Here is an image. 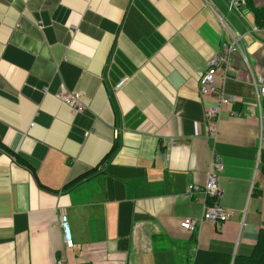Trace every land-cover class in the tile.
Wrapping results in <instances>:
<instances>
[{"label": "crops", "instance_id": "1", "mask_svg": "<svg viewBox=\"0 0 264 264\" xmlns=\"http://www.w3.org/2000/svg\"><path fill=\"white\" fill-rule=\"evenodd\" d=\"M0 0V264H194L248 258L264 232V0ZM258 21V22H257ZM233 101L215 143L197 91L220 44ZM123 81L119 89L115 86ZM60 90L84 110L64 105ZM234 216L193 233L212 154ZM65 214L72 247L65 248Z\"/></svg>", "mask_w": 264, "mask_h": 264}, {"label": "built area", "instance_id": "2", "mask_svg": "<svg viewBox=\"0 0 264 264\" xmlns=\"http://www.w3.org/2000/svg\"><path fill=\"white\" fill-rule=\"evenodd\" d=\"M245 5V0H228V12L235 11ZM239 50L235 41H225L220 44L219 52L214 54L208 61L206 69L199 75L197 80V91L201 97H212L216 104L207 107L203 114L204 138L215 143L218 133L219 113L222 108L233 101L232 97L224 96L223 90L214 85L216 78L223 84L228 78V72L233 71L231 66V56ZM124 82H119L115 89H119ZM256 101L258 105L264 100V84L255 88ZM59 98L61 102L70 108L74 113L84 110L83 100L76 94L60 90ZM223 171V164L218 156L212 154L208 165L204 184L202 186L189 183L186 185V194L195 197L200 194L203 200V212L200 218H185L179 222V227L183 232L193 233L203 222L211 224L215 230H219L225 222L233 218L234 214L220 206L219 200L223 191L218 184L219 175ZM59 227L62 232V240L65 248L72 247L71 234L65 214L59 216ZM56 264H65L58 260Z\"/></svg>", "mask_w": 264, "mask_h": 264}, {"label": "trees", "instance_id": "3", "mask_svg": "<svg viewBox=\"0 0 264 264\" xmlns=\"http://www.w3.org/2000/svg\"><path fill=\"white\" fill-rule=\"evenodd\" d=\"M246 3V0H245ZM264 17V11L256 13ZM258 22V21H257ZM194 264H230V261L207 252H198ZM233 264H264V232H260L252 254L248 258H236Z\"/></svg>", "mask_w": 264, "mask_h": 264}]
</instances>
